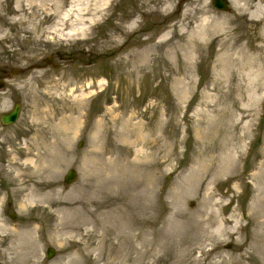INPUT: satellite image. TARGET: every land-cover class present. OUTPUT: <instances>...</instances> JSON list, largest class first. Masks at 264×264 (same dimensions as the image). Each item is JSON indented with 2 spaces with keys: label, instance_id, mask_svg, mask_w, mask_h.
<instances>
[{
  "label": "rangeland",
  "instance_id": "obj_1",
  "mask_svg": "<svg viewBox=\"0 0 264 264\" xmlns=\"http://www.w3.org/2000/svg\"><path fill=\"white\" fill-rule=\"evenodd\" d=\"M226 1L0 0V264H264V13Z\"/></svg>",
  "mask_w": 264,
  "mask_h": 264
},
{
  "label": "flooded vegetation",
  "instance_id": "obj_2",
  "mask_svg": "<svg viewBox=\"0 0 264 264\" xmlns=\"http://www.w3.org/2000/svg\"><path fill=\"white\" fill-rule=\"evenodd\" d=\"M54 66H57V64ZM7 69V65L0 64V89L5 88L4 80L8 74ZM14 71L15 70L13 68L10 69L11 73ZM8 102L9 108L7 110L0 111V177L4 173L8 172L7 167L10 164L25 167V165L27 166L29 163V151L25 145V141L28 137L29 121L26 117V113L21 112V105L17 98L15 100L10 96ZM16 104L18 105V111L15 119L10 123H4L1 120V115L9 114ZM21 115H24V117ZM22 118L23 120H21ZM19 172L20 170L17 173ZM8 187H10V185ZM2 188H4V186L0 182V189ZM11 214L12 213H10V215Z\"/></svg>",
  "mask_w": 264,
  "mask_h": 264
},
{
  "label": "bare ground",
  "instance_id": "obj_3",
  "mask_svg": "<svg viewBox=\"0 0 264 264\" xmlns=\"http://www.w3.org/2000/svg\"><path fill=\"white\" fill-rule=\"evenodd\" d=\"M232 1V3L234 4V6H236L237 5V3L239 2V0H231ZM108 2V0H105V3H107ZM103 5V4H102ZM102 5H100V6H98V7H96L95 9H94V14L95 13H100V10H98L99 8H102ZM73 7V6H72ZM57 9H56V12H57V10H58V8H59V6H57L56 7ZM251 9H252V11L251 12H249L248 13V15H249V17L251 18V19H253V18H255V16H256V14L257 13H264V0H258L256 3H254L253 5H252V7H251ZM55 10V9H54ZM59 11V10H58ZM59 13V12H58ZM84 15H86V14H80V17L78 16H75V14H69V15H63V17L61 18V16H60V14L58 15L59 16V18H60V20H61V26H67L68 25V27H70L69 26V22H73V18L75 19L74 20V22H76V23H78L81 27H75V28H70V32L69 33H71V34H74V33H77V34H79V33H81V32H84V23H88V24H90V23H93V19H92V17H89V18H87V17H85ZM201 25H203V27H204V23L201 21V23H200V25H199V27L201 26ZM203 27H201V29L199 30L200 32L198 33V36H199V40H202L203 38H204V35L206 34V31H205V29L203 28ZM182 29V28H181ZM263 30H264V28H263ZM181 32H183V33H180L181 35H184V31H181ZM264 32V31H263ZM197 36V37H198ZM187 38H188V40H190L191 42H192V40H191V35H187ZM191 47H192V44H191ZM192 50L194 51V49L192 48ZM260 65H262L263 66V68H261L260 69V72L264 69V63L263 64H260ZM259 73V72H258ZM72 130V129H71ZM70 131V130H69ZM73 132V131H72ZM28 162H30V160H28ZM39 169V167L37 168V170ZM38 177H39V172H38Z\"/></svg>",
  "mask_w": 264,
  "mask_h": 264
},
{
  "label": "water",
  "instance_id": "obj_4",
  "mask_svg": "<svg viewBox=\"0 0 264 264\" xmlns=\"http://www.w3.org/2000/svg\"><path fill=\"white\" fill-rule=\"evenodd\" d=\"M211 5L219 10H227V1L226 0H211ZM46 61L48 62L49 60L46 59ZM18 111V105L16 104L14 106V108L10 111L9 114H2L1 115V120L4 123H10L12 122L17 114ZM76 177V171L73 168H69L63 175L62 177V182L64 184H68L70 182H72L74 180V178ZM53 255V250L51 248H47L45 251V257L49 258Z\"/></svg>",
  "mask_w": 264,
  "mask_h": 264
}]
</instances>
